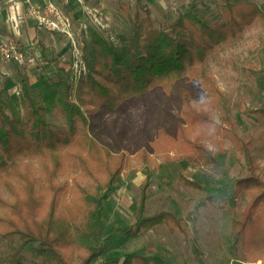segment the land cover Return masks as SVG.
<instances>
[{
    "label": "rangeland",
    "instance_id": "1",
    "mask_svg": "<svg viewBox=\"0 0 264 264\" xmlns=\"http://www.w3.org/2000/svg\"><path fill=\"white\" fill-rule=\"evenodd\" d=\"M143 2L150 9L157 29L175 22L179 14L192 11L211 25L223 21L220 11L223 0ZM231 2L261 5L263 0ZM88 4L100 13L103 29L93 25L82 30L81 24L87 17L76 5L79 11L74 9L71 14L74 16L75 41L47 30L42 36L13 38L21 45L26 62L24 65L11 63L14 78L13 82H3L4 89L0 92L4 98L15 93L21 95L23 85L35 97L39 94L40 84L59 79L71 85L74 103L79 104L80 98H88L81 94L76 78L80 68L76 67V62L82 63L83 70L86 67L83 74L86 81L88 65L96 68L101 60L99 40L118 44L120 35L131 33V25L121 5L129 6L134 14L136 0H88ZM263 87L264 25L257 21L236 39L217 49L207 65L191 70L185 76L182 88L157 86L142 97L124 98L113 112L97 110L90 113L82 108L90 124L87 131L99 145L129 157L126 172L104 202L103 237H111V240L106 244L105 256L92 264H122L132 254L146 257L153 264H264V243L232 237L234 218L264 193V125L255 114L264 109ZM49 123L53 130L67 128L61 109L49 116ZM238 141L248 144L254 155L256 175L253 176L261 181L260 190L253 187L238 189L239 181L251 177ZM199 146L217 153L220 174L212 167L203 166V151ZM20 164L19 167H27L32 176H41L36 159H27ZM148 170L152 173V186L148 190L145 216L172 213L186 222L183 224L186 232L174 224H164L138 239L124 235V231L136 222L140 187ZM183 177L197 182L202 188L197 190L187 186L181 180ZM60 180H77L78 193L91 186L90 181L69 170L62 173ZM0 200L13 202L12 193L2 185ZM200 203L204 204L197 210ZM263 211L262 206L256 209L254 218L260 217ZM7 214L8 210L0 203V217ZM189 214H194L192 220L187 218ZM74 236L82 244L80 253L86 257L92 243L80 239L76 229ZM19 243V238L1 242L0 264H49L39 255L37 245L20 251Z\"/></svg>",
    "mask_w": 264,
    "mask_h": 264
},
{
    "label": "trees",
    "instance_id": "2",
    "mask_svg": "<svg viewBox=\"0 0 264 264\" xmlns=\"http://www.w3.org/2000/svg\"><path fill=\"white\" fill-rule=\"evenodd\" d=\"M143 1L136 0L134 14L129 6L121 5L132 28L128 36L120 35L118 44L99 40L101 60L96 68L88 65L86 81L84 75L79 79L81 94L88 97L80 98L79 104L72 101L71 85L63 79L40 84L39 94L35 97L25 85L21 95L15 93L4 98L0 92V186L9 189L13 196V202L0 200L8 210L7 215L0 217V244L19 238L20 251L37 245L39 255L49 264H92L105 256L106 244L111 237H103L104 202L126 172L129 157L99 145L87 131L90 124L82 108L90 113L97 110L113 112L124 98L142 97L157 86L182 88L185 76L191 70L207 65L217 49L236 39L255 22L264 25V0L261 5L223 0L221 22L211 25L192 11L179 14L175 22L157 29L150 9ZM58 109L65 116L67 128L64 130H53L49 123V116ZM255 114L264 125V109ZM238 145L251 174L237 183L238 189L253 187L260 190L263 185L253 176L256 175L254 155L248 144L238 141ZM199 148L203 151V166L212 167L220 174L217 153L205 146ZM31 158L39 163L40 177L32 176L27 167H19L21 162ZM66 170L79 173L90 181V188L78 193L77 180L62 182L60 178ZM181 180L193 189L202 188L184 177ZM151 186L152 173L148 170L140 187L136 222L124 231V235L138 239L164 224H174L186 232L185 221L172 213L145 216ZM72 194L73 198L68 200ZM203 204L200 203L197 210ZM260 206L264 210V193L234 218L232 237L235 240L246 237L249 242L264 243V211L258 218L253 216ZM193 215L189 214L187 218L192 220ZM75 229L80 239L92 243L86 257L80 253L82 244L74 236ZM122 264L153 263L146 257L132 254Z\"/></svg>",
    "mask_w": 264,
    "mask_h": 264
},
{
    "label": "built area",
    "instance_id": "3",
    "mask_svg": "<svg viewBox=\"0 0 264 264\" xmlns=\"http://www.w3.org/2000/svg\"><path fill=\"white\" fill-rule=\"evenodd\" d=\"M11 4V8L14 11H19L23 5L27 7L28 13L31 17H34L38 22V27L41 30H47L52 33H58L67 36L71 41L74 40V33L72 31V21L66 15V13L57 4L50 1L44 6H37L33 3V0H8ZM66 7L72 4L77 5L82 12L86 15L87 19L81 25L82 30H86L89 27L95 25L98 28L103 29L104 26L101 24L100 13L92 10L88 4V0H63ZM21 3V6L19 4ZM75 51H77L76 44H74ZM26 62L24 51L21 45L15 40L3 41L0 43V63H16L18 65H24ZM76 67L80 68L77 80L86 73V67L83 70L81 62H76ZM82 68V69H81Z\"/></svg>",
    "mask_w": 264,
    "mask_h": 264
},
{
    "label": "crops",
    "instance_id": "4",
    "mask_svg": "<svg viewBox=\"0 0 264 264\" xmlns=\"http://www.w3.org/2000/svg\"><path fill=\"white\" fill-rule=\"evenodd\" d=\"M50 1L54 2L61 9H63L66 15L71 19L73 24L74 16L71 14L73 13L74 9H77L79 11L75 4L66 7V4L63 0H33V3L37 6H44ZM19 6H21V3L19 4ZM43 32L45 31L41 30L38 27L37 20L29 15L27 7L22 5L20 7V10L16 12L11 8V4L8 0H0V40L8 41L10 39L13 40V38L19 39V36L24 39L26 37H33L35 35L42 36ZM31 62H33V60L29 63ZM10 65L11 63H0V69L2 72V78L0 80V91L4 89L3 82L7 80L13 82L14 72L10 68Z\"/></svg>",
    "mask_w": 264,
    "mask_h": 264
}]
</instances>
